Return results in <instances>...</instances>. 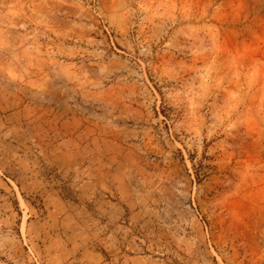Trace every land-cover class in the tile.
<instances>
[{"label": "rangeland", "instance_id": "obj_1", "mask_svg": "<svg viewBox=\"0 0 264 264\" xmlns=\"http://www.w3.org/2000/svg\"><path fill=\"white\" fill-rule=\"evenodd\" d=\"M0 264H264V0H0Z\"/></svg>", "mask_w": 264, "mask_h": 264}]
</instances>
